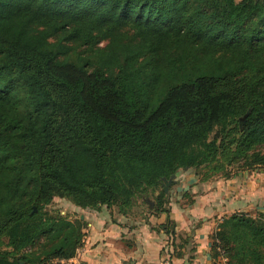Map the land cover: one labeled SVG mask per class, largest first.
Instances as JSON below:
<instances>
[{
	"label": "trees",
	"instance_id": "1",
	"mask_svg": "<svg viewBox=\"0 0 264 264\" xmlns=\"http://www.w3.org/2000/svg\"><path fill=\"white\" fill-rule=\"evenodd\" d=\"M261 166L264 0H0V264L76 254L88 222L56 196L131 214L156 193L157 214L181 169ZM212 238L215 257L264 264V212Z\"/></svg>",
	"mask_w": 264,
	"mask_h": 264
},
{
	"label": "crops",
	"instance_id": "2",
	"mask_svg": "<svg viewBox=\"0 0 264 264\" xmlns=\"http://www.w3.org/2000/svg\"><path fill=\"white\" fill-rule=\"evenodd\" d=\"M170 190L169 212L87 208L83 244L56 264H215L219 221L240 210L264 212V166L206 179L195 168L181 169Z\"/></svg>",
	"mask_w": 264,
	"mask_h": 264
},
{
	"label": "rangeland",
	"instance_id": "3",
	"mask_svg": "<svg viewBox=\"0 0 264 264\" xmlns=\"http://www.w3.org/2000/svg\"><path fill=\"white\" fill-rule=\"evenodd\" d=\"M106 41H102L101 44H104ZM172 185V184H171ZM147 198H150L154 202L157 200L156 193H151L149 196H140L137 198V204L132 209L133 212L142 213L143 215L148 214L151 212L150 204L147 201ZM47 208L51 209V212L54 214H62L64 216H67L71 219H76L78 217H84L86 218L88 209L82 208L77 205H75L71 199L66 197H59L56 196L53 201L47 206ZM54 264H56L57 261L53 260Z\"/></svg>",
	"mask_w": 264,
	"mask_h": 264
},
{
	"label": "built area",
	"instance_id": "4",
	"mask_svg": "<svg viewBox=\"0 0 264 264\" xmlns=\"http://www.w3.org/2000/svg\"><path fill=\"white\" fill-rule=\"evenodd\" d=\"M218 248L221 250V252H223V250L220 247ZM217 264H229L228 258L225 255H223V253H221L217 259Z\"/></svg>",
	"mask_w": 264,
	"mask_h": 264
},
{
	"label": "water",
	"instance_id": "5",
	"mask_svg": "<svg viewBox=\"0 0 264 264\" xmlns=\"http://www.w3.org/2000/svg\"><path fill=\"white\" fill-rule=\"evenodd\" d=\"M169 184H170V181H168V182L165 184L164 188H165L166 190L168 189Z\"/></svg>",
	"mask_w": 264,
	"mask_h": 264
}]
</instances>
